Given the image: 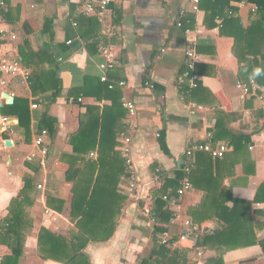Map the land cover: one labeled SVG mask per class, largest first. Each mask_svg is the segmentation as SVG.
Segmentation results:
<instances>
[{"label": "crops", "instance_id": "crops-1", "mask_svg": "<svg viewBox=\"0 0 264 264\" xmlns=\"http://www.w3.org/2000/svg\"><path fill=\"white\" fill-rule=\"evenodd\" d=\"M4 1V48L12 50L29 72L28 82L19 79L0 89L1 97H12L18 112L29 117L26 132L5 108L8 100L0 99V119L8 117L15 123L12 132L0 128V225L25 179L32 183L19 264H63L40 258L39 230L66 238L77 232L70 217L73 182L65 174L76 165L70 140L81 122L94 128L97 122L103 135L97 134L95 141L114 143L124 163L117 185L124 201L114 232L105 242L86 245L83 252L89 264H140L164 235L170 249L179 248L185 220L209 229L208 235L230 223L240 224L235 231H224L235 239V248L223 255L224 264H264L260 245L264 240V102L237 89V83L255 82L248 64L254 53L237 44L234 29L223 24L225 15L233 16L248 33L257 19L255 4L229 0L231 9L219 12L218 3L227 0H199L198 11L193 12L191 0H113L100 24L82 14L85 0ZM190 47L198 56L195 88L184 77L185 51ZM107 55L113 68L107 71L108 86H104L99 66ZM120 82L124 87L118 86ZM258 86V96L264 98V86ZM125 101L133 104L134 115L128 114ZM42 131L47 136L37 147L34 139ZM208 134L214 147L228 145L223 158L197 152L187 159V147L208 142ZM126 139L129 154L124 157L121 149ZM85 157L95 159L97 151ZM127 160L143 187L142 197L126 194ZM186 165L191 166L192 187L180 198L176 217L161 226L165 231L154 235L155 181L174 180L178 173L182 178ZM172 189L173 193L176 189ZM47 198L63 204L52 201L49 207ZM188 251L189 263L205 264L216 256L215 250L200 256L196 249ZM9 253L0 244V262Z\"/></svg>", "mask_w": 264, "mask_h": 264}, {"label": "trees", "instance_id": "trees-1", "mask_svg": "<svg viewBox=\"0 0 264 264\" xmlns=\"http://www.w3.org/2000/svg\"><path fill=\"white\" fill-rule=\"evenodd\" d=\"M227 2H219L217 11L225 12L231 7ZM257 7V19L251 23L248 33H245L239 25L237 18L224 16L225 27L234 29V40L239 45H244L247 50L253 51L254 58L249 66L253 68V79L256 84L264 86V0H250ZM230 12V11H229ZM228 12H226L227 14ZM108 86V83H104ZM10 115L17 116L19 127L28 131V115L24 118L18 112V102L14 101L6 106ZM92 110H88L90 113ZM99 119V117H98ZM27 120V123L25 121ZM90 127V124H80V128L73 139L70 140L75 154V164L65 174L67 181H72V199L70 206V217L74 221L77 229L76 233H71L68 238L52 233L44 228L38 234V252L43 260H52L63 264H89L88 257L84 254V249L91 242H105L112 236L117 217L120 213L124 197L118 193V182L124 174V163L114 151V143L106 145L103 141H95L96 135L103 131ZM99 130V131H98ZM97 151V157L90 159L85 157L91 151ZM182 174L178 173L174 180H165L162 185L152 190L151 217L154 218L153 234L163 233L161 227L170 222L171 212L165 207L161 196L168 192L169 188L175 190ZM32 183L25 179L24 188L18 197L9 206L8 218L0 225V244L5 245L10 253L5 256L0 264H19L22 253L24 230V209L28 204V191ZM52 201L47 198V205L50 207ZM196 218V217H195ZM237 223L233 222L213 235H203L198 237V242L192 246L190 242H179L182 246L170 249L171 242L166 245H156L147 258L140 264H196L189 263L187 259L188 250L200 249L215 250L216 256L205 261V264H224L223 255L226 250L235 248L234 240L224 234L229 229L230 232L238 229ZM230 238V239H228ZM237 243V242H236ZM235 243V244H236ZM245 243H249L246 241ZM264 255V240L260 242Z\"/></svg>", "mask_w": 264, "mask_h": 264}, {"label": "built area", "instance_id": "built-area-1", "mask_svg": "<svg viewBox=\"0 0 264 264\" xmlns=\"http://www.w3.org/2000/svg\"><path fill=\"white\" fill-rule=\"evenodd\" d=\"M113 0H85L82 5V14L84 16H91L97 18L100 24H103L108 16L110 6L112 4ZM198 4L199 0H191V10L193 12L198 11ZM7 11V6L4 0H0V89H5L9 82L15 81V80H21L22 82H28L29 80V72L24 70L21 66L20 61L17 59V57L12 54V50H5V36L6 31L3 28V15ZM257 11L256 5L253 7V12ZM177 25L180 27V22L177 23ZM15 37L12 35L11 40H14ZM70 43V42H68ZM185 57H186V71L184 74L185 79H187L190 82V87L195 88L197 86V80L198 77L194 73L195 65L198 61V56L195 53L194 49L191 47L185 51ZM113 68V60L112 58L107 55V60L105 63L101 64L99 66V69L101 70V78L100 81L102 83H107V71ZM179 83L182 84L183 80L179 79ZM125 83L120 82L118 83L119 87H124ZM147 86H150L148 83H146ZM112 86H109L111 88ZM237 89L242 91L243 94H251L261 101L264 102V98L262 96H258L260 87L255 82H250L249 84L246 83H237ZM0 99L2 101H6L3 96L1 97L0 93ZM123 106L126 108L128 114L130 116L134 115V106L132 103L125 101L123 102ZM36 106H33L35 108ZM15 123L12 119L8 117H1L0 119V128L3 131H9L12 132V127H14ZM47 136L46 131H42L40 136L35 137L34 139V145L37 147H41L43 145V138ZM209 139L208 142L203 144H194L185 150L184 154L187 159H191L197 152H205L211 155V157L215 159H221L223 158L224 154L228 151L229 147L226 144H217L215 147L211 144V137L208 134ZM128 143L129 139H126L124 141L123 147L121 149L122 154L124 157H127L129 154L128 149ZM43 155H45V151L41 152ZM28 161H30V158H27ZM128 164V172H127V179L128 183L126 186V194L129 197L137 198L142 197L143 194V187H140L138 185V181L136 180V175L133 169V165L131 164L130 160L126 161ZM191 166H185L183 169V177L180 178L178 182V186L176 190L172 193L168 190L167 193L161 196L162 202L165 204V207L173 208L175 211L172 212L173 217H176L177 212L179 210V201L180 198L191 189V182L188 177V174L190 172ZM163 183V182H162ZM158 182L155 181V187L157 189ZM159 187L162 184H158ZM158 187V188H159ZM151 222L154 224V218L151 217ZM182 230L180 234L178 235L177 243L179 242H191L193 246L197 244L198 237L203 235H208L210 230L207 228H201L197 224H194L193 222L189 220H185L181 222ZM167 235H164L163 238L159 241V244L166 245L168 243ZM196 253L198 256L202 254V250L196 249Z\"/></svg>", "mask_w": 264, "mask_h": 264}, {"label": "water", "instance_id": "water-1", "mask_svg": "<svg viewBox=\"0 0 264 264\" xmlns=\"http://www.w3.org/2000/svg\"><path fill=\"white\" fill-rule=\"evenodd\" d=\"M3 98L6 100H8V102H7V104L8 105H11L12 104V102H13V98L12 97H9L8 95H6V94H4L3 95Z\"/></svg>", "mask_w": 264, "mask_h": 264}]
</instances>
